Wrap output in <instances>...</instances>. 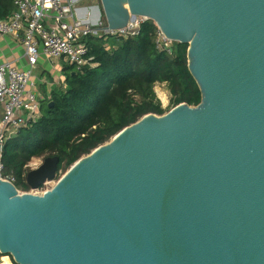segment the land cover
Segmentation results:
<instances>
[{
  "label": "water",
  "instance_id": "95a60500",
  "mask_svg": "<svg viewBox=\"0 0 264 264\" xmlns=\"http://www.w3.org/2000/svg\"><path fill=\"white\" fill-rule=\"evenodd\" d=\"M100 1L111 29L143 15L187 43L202 101L143 116L43 194L0 179V253L17 264H264V0ZM59 164L47 156L28 184Z\"/></svg>",
  "mask_w": 264,
  "mask_h": 264
},
{
  "label": "trees",
  "instance_id": "16d2710c",
  "mask_svg": "<svg viewBox=\"0 0 264 264\" xmlns=\"http://www.w3.org/2000/svg\"><path fill=\"white\" fill-rule=\"evenodd\" d=\"M14 8L13 0H0V19ZM156 31L150 19L134 37L89 36L90 63L80 69L65 65V87L55 88L42 101L39 118L5 142L4 173L15 175L18 189H31L27 174L34 157L60 156L58 171L65 173L126 126L150 113H166L155 90L158 82L170 90L169 110L202 101L200 86L189 68V45L176 41L169 55L156 48Z\"/></svg>",
  "mask_w": 264,
  "mask_h": 264
},
{
  "label": "built area",
  "instance_id": "2783aa9c",
  "mask_svg": "<svg viewBox=\"0 0 264 264\" xmlns=\"http://www.w3.org/2000/svg\"><path fill=\"white\" fill-rule=\"evenodd\" d=\"M13 4L12 13L0 19V35L13 36L22 43L30 66L21 69L11 61L0 62V179L16 185L15 175L4 173L3 149L9 136L40 116L41 93L33 80V67L40 57L65 59L80 69L91 61L89 36L134 37L150 19L143 15L131 16L124 27L111 29L106 19L93 23L80 18L74 0H13ZM156 25V48L172 55L176 41ZM18 190L20 193L34 191L33 188Z\"/></svg>",
  "mask_w": 264,
  "mask_h": 264
},
{
  "label": "crops",
  "instance_id": "0c3cea01",
  "mask_svg": "<svg viewBox=\"0 0 264 264\" xmlns=\"http://www.w3.org/2000/svg\"><path fill=\"white\" fill-rule=\"evenodd\" d=\"M78 15L84 20L96 22L101 14L100 0H74ZM11 61L21 69H28L25 51L22 43L13 36L0 35V62ZM70 64L65 59L50 60L41 56L38 63L33 67V80L37 84L38 91L41 93L42 101L51 96L55 88L65 87L66 72L65 65Z\"/></svg>",
  "mask_w": 264,
  "mask_h": 264
},
{
  "label": "rangeland",
  "instance_id": "374dc122",
  "mask_svg": "<svg viewBox=\"0 0 264 264\" xmlns=\"http://www.w3.org/2000/svg\"><path fill=\"white\" fill-rule=\"evenodd\" d=\"M98 3L100 5L101 14H102V16H104L102 3H101V1ZM155 90L157 92L158 97L161 99L163 107H165L167 109V112H169L171 110V109L169 110V106L171 103V93H170V90H169L167 84L158 82L155 85ZM44 159H45L44 157H34L31 160V162L29 163V167L31 169L39 167L43 163ZM62 175H64V171H62V170L58 171L56 177L53 180H49V183L48 182L44 183L41 187H39V189L35 188L34 191H32L31 193L38 194V193H41L43 191H46V190L52 188L57 183V181L62 177ZM5 256H8L9 259L12 261V263L15 264L13 257L11 255L0 253V262H2V264L4 262L3 258Z\"/></svg>",
  "mask_w": 264,
  "mask_h": 264
},
{
  "label": "bare ground",
  "instance_id": "6f19581e",
  "mask_svg": "<svg viewBox=\"0 0 264 264\" xmlns=\"http://www.w3.org/2000/svg\"><path fill=\"white\" fill-rule=\"evenodd\" d=\"M40 194H41V193H40ZM3 260H4L3 264H13L12 261L9 259L8 256H5V257L3 258Z\"/></svg>",
  "mask_w": 264,
  "mask_h": 264
}]
</instances>
